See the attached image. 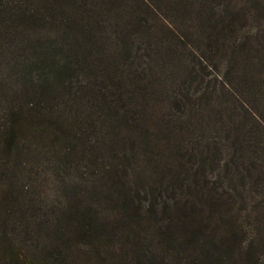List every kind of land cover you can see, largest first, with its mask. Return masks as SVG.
<instances>
[{
  "label": "trees",
  "instance_id": "1",
  "mask_svg": "<svg viewBox=\"0 0 264 264\" xmlns=\"http://www.w3.org/2000/svg\"><path fill=\"white\" fill-rule=\"evenodd\" d=\"M0 264H264V0H0Z\"/></svg>",
  "mask_w": 264,
  "mask_h": 264
}]
</instances>
